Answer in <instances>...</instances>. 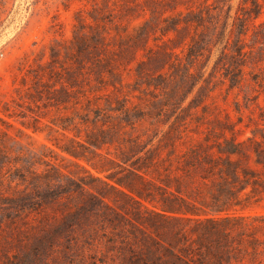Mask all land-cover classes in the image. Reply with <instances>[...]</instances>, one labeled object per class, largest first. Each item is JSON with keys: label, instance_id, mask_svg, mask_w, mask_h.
Returning a JSON list of instances; mask_svg holds the SVG:
<instances>
[{"label": "rangeland", "instance_id": "rangeland-1", "mask_svg": "<svg viewBox=\"0 0 264 264\" xmlns=\"http://www.w3.org/2000/svg\"><path fill=\"white\" fill-rule=\"evenodd\" d=\"M0 50V264H162L264 145V0H0Z\"/></svg>", "mask_w": 264, "mask_h": 264}, {"label": "trees", "instance_id": "trees-1", "mask_svg": "<svg viewBox=\"0 0 264 264\" xmlns=\"http://www.w3.org/2000/svg\"><path fill=\"white\" fill-rule=\"evenodd\" d=\"M248 140L228 139L218 147L207 209L172 217L167 228L153 227L154 243L169 259L160 258L162 264H264V211H252L264 200V145Z\"/></svg>", "mask_w": 264, "mask_h": 264}, {"label": "built area", "instance_id": "built-area-1", "mask_svg": "<svg viewBox=\"0 0 264 264\" xmlns=\"http://www.w3.org/2000/svg\"><path fill=\"white\" fill-rule=\"evenodd\" d=\"M3 58V52L0 50V62L2 61Z\"/></svg>", "mask_w": 264, "mask_h": 264}]
</instances>
